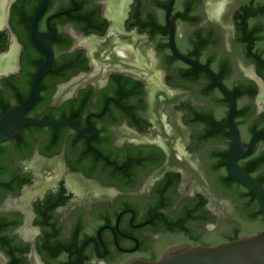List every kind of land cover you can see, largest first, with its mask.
Here are the masks:
<instances>
[{"label": "water", "instance_id": "water-1", "mask_svg": "<svg viewBox=\"0 0 264 264\" xmlns=\"http://www.w3.org/2000/svg\"><path fill=\"white\" fill-rule=\"evenodd\" d=\"M0 264H264V0H0Z\"/></svg>", "mask_w": 264, "mask_h": 264}]
</instances>
